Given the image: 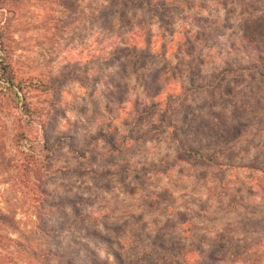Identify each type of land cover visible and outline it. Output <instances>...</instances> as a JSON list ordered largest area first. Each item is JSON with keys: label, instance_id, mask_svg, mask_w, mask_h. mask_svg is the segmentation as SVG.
Instances as JSON below:
<instances>
[{"label": "rangeland", "instance_id": "rangeland-1", "mask_svg": "<svg viewBox=\"0 0 264 264\" xmlns=\"http://www.w3.org/2000/svg\"><path fill=\"white\" fill-rule=\"evenodd\" d=\"M0 33L39 116L0 123V264H264V0H0Z\"/></svg>", "mask_w": 264, "mask_h": 264}, {"label": "trees", "instance_id": "trees-1", "mask_svg": "<svg viewBox=\"0 0 264 264\" xmlns=\"http://www.w3.org/2000/svg\"><path fill=\"white\" fill-rule=\"evenodd\" d=\"M33 83L29 79H21L15 73L12 64L9 60L7 52L3 47V37L0 33V123L3 127H7L4 122V118H13L9 122V127H14V125L19 122L24 123L26 126L33 125L34 121H38V111L30 106L28 101L30 89H35ZM6 109V111H4ZM15 118V120H14ZM26 138V135L17 131L10 138L12 145L18 150L22 147V141ZM21 153H23L20 150ZM24 156H29L28 153H23ZM191 155L197 158L206 159V156L201 155L196 151H191ZM26 167H23V169Z\"/></svg>", "mask_w": 264, "mask_h": 264}]
</instances>
